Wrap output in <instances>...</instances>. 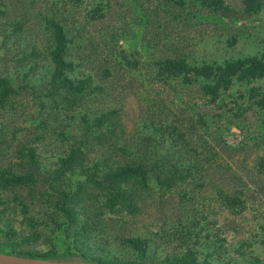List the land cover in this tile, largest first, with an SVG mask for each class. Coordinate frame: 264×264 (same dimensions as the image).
Instances as JSON below:
<instances>
[{
	"label": "rangeland",
	"instance_id": "obj_1",
	"mask_svg": "<svg viewBox=\"0 0 264 264\" xmlns=\"http://www.w3.org/2000/svg\"><path fill=\"white\" fill-rule=\"evenodd\" d=\"M50 1L0 0L5 10L0 13V75L8 77L12 87L24 74L30 83L42 84L39 80H46V62L38 63L37 71L29 69L53 36L49 25L53 17L50 10L48 14L46 11ZM110 1L116 10L106 23L91 22L80 30L69 29L66 39L70 51L84 47L90 50L91 60L99 62L101 68L122 71L114 66L120 62V67L129 70L123 75L126 81L133 79L134 94L126 90L119 100L113 95L117 104L106 106L119 113L114 121L130 132L138 117L150 112H161L170 118L191 106L211 120L221 109L226 111V118L215 123L232 127L213 131V138L216 143L222 139L226 149H220V143L215 151L218 155L210 158L208 166L212 167L198 169L181 179L174 177L176 182L171 185L163 183V176L159 184L157 175L132 176L123 182L114 179L110 184L133 192L126 204L117 203L123 210L114 213L106 205L109 185L105 181L109 173L105 169L120 162L121 157L106 149L101 153L97 147L104 145H96L89 138L77 163L63 165L72 139L69 133L61 135L53 127L62 126L59 120L72 113L60 109L58 124L52 128L42 126L31 120L37 114L30 117L36 109L30 95L9 94L0 100V173L7 172L0 176V252L42 257L68 250L105 263L188 264L185 257L190 250L195 255L194 264H264V168L260 165L264 137L256 130L264 122V107L253 104L260 97L251 98L247 92L253 86L264 91V79L246 87L230 86L218 101L211 103V97L199 91L174 93L163 84L161 76H156L157 67L153 65L160 58L179 54L180 49L204 64L260 57L264 54V12L247 16L242 13V4L248 0H225L233 10L234 22L198 23L197 29L182 26L175 30L174 24L167 23L140 30L133 28L134 14L128 7L133 0ZM82 10L87 11L86 5ZM119 17L121 21H117ZM132 36V42L120 41ZM73 59L79 62L78 56ZM116 83L124 87L122 81ZM91 102L92 108L99 106ZM64 122L70 124L68 120ZM246 141L250 142L240 146ZM28 147L37 151L34 164L42 175L38 174V182L33 179V193L26 177L25 181L11 182L12 176H26L28 154L22 149ZM2 178L8 180L7 185ZM63 194L72 199L64 202ZM227 195L231 196L232 206L224 202ZM127 206L134 207L133 214L126 211ZM67 208L73 210L72 217L64 214ZM131 237L147 242L146 250L124 241Z\"/></svg>",
	"mask_w": 264,
	"mask_h": 264
},
{
	"label": "trees",
	"instance_id": "obj_2",
	"mask_svg": "<svg viewBox=\"0 0 264 264\" xmlns=\"http://www.w3.org/2000/svg\"><path fill=\"white\" fill-rule=\"evenodd\" d=\"M133 1L134 3L128 7L134 14V29L144 30L152 26L160 28L167 25V23L174 24L172 30L180 29L182 26L197 29L196 24L198 23L216 24L215 22L218 21L224 22L227 20L226 22H231L234 19L233 10L225 3V0H146V3L143 2V4L142 0ZM46 3L44 2V4ZM85 5L87 11L83 13L82 9ZM31 7L33 8L34 4ZM49 7L50 9L46 11L48 14L50 10V15L53 17L49 22L53 30V36L49 37L51 41L48 39L45 48L40 52L41 57L33 61L29 69L37 71L40 67L38 63L43 65L46 62V80H39V82H43L42 84L30 83L25 80L26 74H24L22 80L20 79L18 84L12 87L9 78L0 75V100L3 101L9 94L30 95L34 106H36L30 117L37 114L31 120H36L42 126H51V128L58 124L60 114L58 110L64 109L67 113H72L71 116L65 114L63 120H59L62 126L53 127L56 130L59 129L61 135L69 133L72 139V144L68 150V160L64 161L62 159L63 165L77 163L78 156L86 150V140L89 138H92L91 140L96 145H104L101 148L97 147L101 153H106L105 149L117 153L121 157L120 162L115 161L105 169L109 173L105 181L109 185L105 195L108 197L106 205L114 213H118L119 209L123 210V207L117 203L126 204L131 193H133L132 191L121 190L117 184L115 186L110 184L114 179L123 182L132 176L145 178L147 175H154V177L157 175L159 184L162 182L159 178L163 176V183L171 185L176 182L174 177L181 179L183 175L187 176L198 169L203 170L206 167H212L208 164H210V158L218 155L215 152L218 145L221 143L223 146L220 149H226L222 139H218V143L215 142L213 131H227L226 129L230 130L232 127L231 125L222 127V125L215 123V120L226 118L224 115L226 111L220 109L219 113L212 115L211 120L206 115L199 113L201 111H195L196 108L191 106L185 107L177 115L170 118L169 115L165 116L161 112H150L148 115H140L136 126L130 132H127L120 126L121 124L114 121L119 116L117 110L113 107L108 110L106 106L110 107L108 105L111 103L117 104L122 93L126 90L134 94L131 90L133 79L129 78L127 80L129 83H127V76L123 75V73L127 74L129 70L120 67V62L114 66L122 71L117 70L114 72V70L112 71L106 67L101 68L99 62L94 63L91 60V52L85 47L76 49V51L71 50L74 52L72 53L67 46L70 42L66 39L69 29L80 30L85 27V23L89 24L91 22L96 24L106 23L112 17V13L115 12V6L110 0H52L49 2ZM41 9L42 7L39 8V10ZM242 10L243 12H241L244 15L256 16L264 12V3L262 0H248L242 4ZM2 11L5 10L0 6V13L4 14ZM45 16L46 14L42 17ZM77 17H82V19L79 20ZM121 19L119 17L117 21H121ZM71 22L72 24L69 25L68 23ZM132 38L133 36L121 38L120 41L129 40L132 42ZM31 49H34V47ZM32 55L36 54L32 53ZM73 56H78L79 62L74 60ZM32 57L35 58V56ZM153 65L157 67L155 70L156 76H161L163 84L171 87L174 93L199 91L205 97L210 96L211 103L218 101L222 91H227L230 86L246 87L252 82L264 79V54L260 57H244L204 64L180 49L179 54L173 53L172 56L168 55V57L160 58L153 62ZM21 81L22 83H20ZM121 81L124 86L122 88L116 83H121ZM177 87L179 89H176ZM247 92L251 98L260 97L253 104H262L261 106L264 107V95L261 94L264 91L262 88L253 86ZM113 95L119 96L117 101ZM240 95L242 97L241 93ZM91 101L97 102L99 106L92 108L93 102ZM177 102L180 103L179 100ZM74 110L75 112H73ZM193 117H195V120H193ZM67 120L70 124L64 125V121ZM73 120L75 122L71 124ZM198 124L200 127H198ZM236 127L241 128L240 125H236ZM257 128L256 130L264 137V122L261 121ZM118 132H121L120 136L117 135ZM221 135L218 132V136L221 137ZM249 139L253 141L254 138L251 136ZM120 140L123 141L122 144ZM250 141H246L240 146H245ZM253 143L258 144L259 142L255 141ZM22 150L25 151L24 154H28V162L24 164L26 176H12L11 182H22L25 181L26 177L29 183V191L33 193L36 187L33 179L38 182L39 174L38 168L34 164V152L37 151L32 147ZM92 152L97 153L96 148H92ZM209 153H212V155L208 156ZM260 165L264 168V156L260 158ZM113 171L114 173H112ZM6 173L1 172L0 176H4ZM39 175L42 176L41 173ZM48 175H50V170ZM183 179H186V177ZM7 182L6 178H2L3 184L7 185ZM63 195L65 196L64 202L72 199L67 194ZM219 195L221 196V194ZM225 197H227L224 198L225 204L232 206L233 203L229 200L231 196L227 195ZM116 205H118V209L115 208ZM129 207H126V211L133 214L134 207L132 209H129ZM68 208L67 210L64 209V214L67 217H72L74 215L73 210ZM124 241L136 248L140 247L143 252L147 248V242L138 237L126 238ZM2 253L55 261L80 260L97 264H116L76 256L68 250L59 255L42 257L5 251H2ZM186 253V255H189L185 257L189 261L188 264H194V253L190 250Z\"/></svg>",
	"mask_w": 264,
	"mask_h": 264
},
{
	"label": "water",
	"instance_id": "obj_3",
	"mask_svg": "<svg viewBox=\"0 0 264 264\" xmlns=\"http://www.w3.org/2000/svg\"><path fill=\"white\" fill-rule=\"evenodd\" d=\"M0 264H97L80 260L75 261H55L42 258H31L20 255L0 252Z\"/></svg>",
	"mask_w": 264,
	"mask_h": 264
}]
</instances>
